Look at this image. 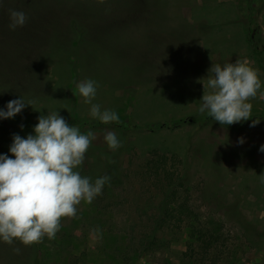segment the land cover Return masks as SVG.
Listing matches in <instances>:
<instances>
[{
    "label": "rangeland",
    "instance_id": "obj_1",
    "mask_svg": "<svg viewBox=\"0 0 264 264\" xmlns=\"http://www.w3.org/2000/svg\"><path fill=\"white\" fill-rule=\"evenodd\" d=\"M9 10L25 13L23 27L9 30ZM235 60L264 82V0H3L0 108L32 103L0 121V154L58 111L95 132L81 175L111 180L53 239L0 243V264H264V98L239 124L198 111L211 64ZM85 79L118 122L88 116ZM108 130L124 140L115 150Z\"/></svg>",
    "mask_w": 264,
    "mask_h": 264
},
{
    "label": "clouds",
    "instance_id": "obj_2",
    "mask_svg": "<svg viewBox=\"0 0 264 264\" xmlns=\"http://www.w3.org/2000/svg\"><path fill=\"white\" fill-rule=\"evenodd\" d=\"M8 16L9 30L23 27L27 21L23 11L9 10ZM205 79L203 88L207 91L199 100L198 111L223 126L248 121L250 99L258 93L264 98V82L247 61L211 64ZM97 88L92 79L76 84L83 103L89 105L88 116L101 124L118 122L115 110L102 109L100 104L93 103ZM31 103L21 97L8 101L0 108V121L14 118ZM256 123L252 120V125ZM95 138L93 130L82 133L59 116L58 111L38 116L30 134L24 137L13 134L7 154H0V243L11 245L16 241L30 246L45 237L51 240L60 230L62 218L75 217L82 201L91 203L101 194L111 177L93 179L79 171ZM103 139L109 150L124 143L115 130L106 131ZM237 143H244L243 138H238ZM258 151L264 153V144ZM102 231L92 229L94 234L102 235Z\"/></svg>",
    "mask_w": 264,
    "mask_h": 264
},
{
    "label": "trees",
    "instance_id": "obj_3",
    "mask_svg": "<svg viewBox=\"0 0 264 264\" xmlns=\"http://www.w3.org/2000/svg\"><path fill=\"white\" fill-rule=\"evenodd\" d=\"M260 117H261V119H264V113ZM163 172H165V171H163ZM169 179H170V177L166 175V177H163L159 181V183L162 186L163 190L166 189V191H165L166 194H168V193L170 194L171 192H174V190H175L174 187H173L174 183L170 182ZM166 185H167V188H166ZM171 195H173V194H171ZM159 216H160V218L158 220L160 222L161 220H163L167 216V212H165V214H163V211H162L161 214H159ZM152 242H153L152 238L151 239H147V242H145V245L149 246ZM35 264H38L37 260H36Z\"/></svg>",
    "mask_w": 264,
    "mask_h": 264
}]
</instances>
